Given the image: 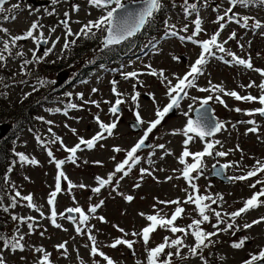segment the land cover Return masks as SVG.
<instances>
[{"label": "rangeland", "instance_id": "1", "mask_svg": "<svg viewBox=\"0 0 264 264\" xmlns=\"http://www.w3.org/2000/svg\"><path fill=\"white\" fill-rule=\"evenodd\" d=\"M22 1L26 2L27 0L14 1V4L20 5L19 10L16 11V18L0 26L8 30L7 34L0 32L2 40L3 38L9 39L10 36L23 34L33 22L38 21L43 26L38 32L43 31L49 41L42 53L39 52V49L37 50L38 56H42L46 49L51 48L52 41L57 40V38H59V41L53 51L42 62L29 64L26 70H22L21 66L25 60L32 58L30 49L36 48L31 39L19 41L17 47L12 49L14 53L12 56H9L7 52L4 53L7 59L6 62L0 63V75L5 79V82H0V104L2 105L0 110L5 113L6 110L10 109L11 111L8 112V115L13 112L20 113L17 110L19 107H22L26 102H32V100H26L32 92L37 91L39 92L38 95H41L40 91L46 90L55 81V75L58 71L53 70L60 62V56L66 50L61 45L65 42V38L69 39V36L66 37V30L62 21L67 20L68 27L72 33H75L80 23L94 21L98 16V10H93L84 3L78 4L80 3L79 0H57L56 4L49 1L51 5L41 8L22 5ZM196 1L189 0V3H195ZM164 2L166 5H163L162 8L164 14L160 19L161 30L171 29L166 27L167 22L169 26L175 25L172 31H177L179 35H191L195 27L193 21L197 14L194 12L185 17L184 0H164ZM74 5H77L78 10L72 11V6ZM202 5L207 6L206 8L203 6L199 11L203 31L196 37V39L201 41L209 39L218 30L219 25L214 23V21H216L218 15L223 14L224 10L228 8V3L225 0H203ZM217 7L219 10L214 11ZM65 13L68 14L67 17ZM234 13L264 22V10L262 8L244 9L238 6ZM252 22L250 20L249 24H252ZM220 23H224L225 28L221 32L218 42L227 41L224 44L226 50L235 53L242 59H250L253 68L247 69L242 65H233L234 62H231V57L217 51L216 53L219 56L209 57L207 64L204 66L203 74L197 77V86L209 87V81H211L212 84L221 85L227 91H236L241 96L252 95L257 97L261 94V90L258 87L249 88L246 86L250 82H255L256 85H259L264 80L260 72L256 73L258 68H264V38L261 35H257L264 32L260 31L255 34L233 26L232 32H235L236 38L229 40L228 37L231 34V30L228 29L226 20ZM185 24L189 25L188 31L186 33L180 32V29ZM53 28L55 31L50 32V29ZM38 32L36 33L37 35ZM99 34L101 33L97 32L95 38H86L88 41L87 47H91V49L99 47ZM162 34L163 32L152 36V40L156 44L153 45L152 51L149 50L145 56L142 57L141 54L135 55L131 52V57L122 60L118 65H114L121 67L126 72L144 70V75L138 74L131 81L126 80L124 77L116 80L119 93L126 99L120 106L123 109L121 111L122 117L112 135L108 136L105 134V138L98 141L95 149L91 152H84L83 147H81V150L76 153L75 163L65 162L62 165L60 171L64 172L67 180L61 178L62 190L55 198V209L58 213L56 222L61 227L53 226L48 218L51 214V206L47 201L50 193L55 190L56 183L53 173L55 170L58 172L55 163L48 156V151H51L53 157L57 160L66 161L71 154L66 152L63 146L67 148L74 147L81 138H90L99 129L95 124L96 122L93 121L94 117L98 116L104 122L112 119L106 113V108L112 100L108 89L110 87L109 76L100 70L91 71L93 68L89 67L87 83L73 81L62 89L67 95L60 97L61 100L64 101L68 97L72 98L71 103L77 105L76 108L63 107V105L58 104L59 109L68 111L67 115L63 117L59 114L52 116L43 107H36L32 112L34 120L32 127L30 129L23 128L10 138V166L6 174V181L2 183L4 194L0 197V207L8 209L6 211L7 223L10 222V225H14L12 223L15 222L11 220L12 216H16L21 212L23 216L34 218V222L31 221L34 224V228L31 234H29L26 224H22V229H19L21 234L25 236L22 241L24 251L11 252L4 250L0 252L6 264H38L45 253L49 254L50 264H93L94 260L99 261L100 264H106L102 258H93L90 255L91 242L88 241L87 234L78 235L75 231L76 225L59 215L61 213L66 214V209L70 207H80L85 211V214L89 216V220L87 225L82 227L92 228L91 234L95 236L99 249L112 260L117 261L118 264H146V248H152L154 244L162 240V236L168 234L166 231L155 234L152 237V243H148L147 246H143L139 242V236L131 235L133 232L139 233V228L146 223L145 218L147 215L155 212L164 216L168 213L172 215L177 207L174 204H160L158 201L178 199L182 202L180 206L185 208V212L181 218L176 220L179 227L186 228L194 219L200 218L193 204L183 203L187 195L185 189H188V192H191V189L188 188L187 182L181 176V168L183 166L178 162V158L184 150L183 142L185 139L182 134H179V130L185 127L189 116L198 106V103H194L191 99H183L174 115L165 117L161 125L149 135L148 147L139 155V163L134 169L132 167L131 172L127 176L122 177V173H116L112 184L104 186L99 193L92 191V188L99 186L96 182V177L107 179L108 175L114 172L117 163L126 159L127 150L132 147L141 134H144L145 128L147 129L148 127V122L155 117L156 108L162 109L169 102L166 95V82L162 83L159 76H152L148 73L152 70L157 71V73L163 70L167 79L172 84H175L177 82L176 78L183 77L201 53V48L191 41H182L178 38H169L168 36L161 38ZM73 38L74 35L70 36V41ZM131 44L134 46L136 43L133 41ZM69 48H71V44H69L67 49ZM17 51H23L25 55L23 57L16 56L15 53ZM81 52L84 56L78 61L67 52H65L63 57L66 60L63 69L71 71V78L78 76L80 71L84 69L82 66L86 63V52ZM105 55L107 54L101 53L100 56ZM90 57L93 59L94 55H90ZM174 57H179V61L174 59ZM223 60L228 62H223ZM26 71L29 72L31 78L26 76ZM40 80H44L47 83L40 85ZM6 82H8L7 86H5ZM133 85H135V88ZM93 89L97 91L93 92ZM137 92L139 96L133 102L132 96ZM59 94L60 90L55 89L53 96L59 97ZM80 94H82L83 99L80 98ZM188 94L189 97L195 96L198 98H203L207 95H221L227 105L225 107L224 104H220L215 100L212 102L217 120L223 122L226 126L216 137V141H220V144L216 145L215 151L228 152L226 157L215 158L216 160H221L220 163L233 164V167L227 169L228 177L244 175L255 165L257 160L264 161V121L256 115L248 116L245 113L234 110L236 108L242 110L247 108V111L254 110L259 106L258 102L237 101L233 97L224 96L218 92L202 93L197 88L188 89ZM89 101L98 102L99 107ZM55 105L44 104L42 106L47 108V106ZM189 105H192L191 110ZM137 111L145 123L141 125V128H134L136 132H132L129 131L128 124L135 120ZM184 113H188V115L185 116ZM240 118L242 122L238 123ZM250 119L256 121L258 134L248 131L251 124L247 125L245 121ZM6 120L7 118H3V122ZM49 121L51 123H48ZM73 130H75V133ZM174 132L177 134H173ZM37 137H39L40 143L36 140ZM57 137L59 140H57ZM204 143V141L194 138L188 148L191 152H197L198 150H203ZM160 144L165 146L164 149L156 147V145ZM117 147L121 149L120 152L113 150ZM16 154H24L29 160L35 159L38 163L32 165L27 162H21L19 156L16 157ZM212 157H206L210 158L208 160L204 158L205 168L203 174L195 180L200 195H208L213 199L222 195L223 200L218 201L217 204L206 201L212 209L222 213L236 211L243 207L244 201L253 193L264 187V185L256 188L249 186L257 180H264L262 173L257 175L259 178L252 177L253 179L250 181H235L229 184L222 183L218 179L209 178L210 164L214 163ZM95 161H100L101 164H96L94 163ZM189 162H191V158ZM237 164L239 165L238 167L236 166ZM141 169L152 172V175L144 174L142 176ZM193 175L196 174L193 173ZM132 177L133 179H131ZM168 177H172V179H167ZM69 182L74 185L72 189H68ZM81 184L85 185V187H79ZM137 184H139V187H136ZM16 191H19L21 196L31 195L36 209L24 206V200L19 197L16 198V207H12ZM129 195L134 198V201L130 204H125L124 197ZM9 196L11 197L9 198ZM101 201H103V204L97 207V211L94 214L88 212L90 206L98 205ZM41 212L44 213L43 216L40 215ZM206 214L209 215L210 221L203 223L201 228L206 232L216 231L213 228V225L217 223L216 217L211 211ZM263 214L264 206L249 210L236 219L235 224L240 227V230L236 231L235 234H233V231H226L213 236L211 239L215 243L208 248L200 250L197 256H192L184 247L181 249V256L184 258L181 259L173 255L175 259L171 264H240L241 261L249 258L250 254H257L260 247L264 244L263 223L256 224L249 229H243L242 226L258 220ZM99 217H103L106 222H101ZM224 219L231 222L226 216ZM116 226L119 229H123V233ZM219 227L224 228L225 225L220 224ZM3 232L4 235L9 233L8 230H3ZM124 233H128V235H124ZM179 236L183 237V234L179 233ZM243 237H248L249 239L242 248L234 249L231 247L234 241L238 242ZM117 238L135 240L136 243L131 250L127 247L124 248L123 245L116 248L108 247ZM172 238L170 235L169 239L171 240ZM183 238L187 245H192L193 237L190 234ZM64 242H67V252L63 249H57V245ZM85 245L88 246L86 247ZM37 248L44 249V252H36L35 249Z\"/></svg>", "mask_w": 264, "mask_h": 264}, {"label": "snow or ice", "instance_id": "2", "mask_svg": "<svg viewBox=\"0 0 264 264\" xmlns=\"http://www.w3.org/2000/svg\"><path fill=\"white\" fill-rule=\"evenodd\" d=\"M7 3V0H0V14L2 13H14L15 11L19 10L20 5L19 4H13L11 8L6 9L5 5ZM53 4L57 3V0H52ZM89 4L104 10L103 14L97 18L94 21H89L87 24H85L81 29L79 33H72L71 29L68 27L67 20L62 21L64 28L66 30V37L75 35L77 38L80 36H85L89 38H95L97 32L102 33L101 38V44L103 49H108L111 46L119 45L124 41H127L133 37H135L138 33H140L147 25H149L152 20L155 18L156 14L159 13L162 8V0H129V3L126 4L125 0H89ZM229 7L224 10L222 15H218L216 21L214 23H217L219 25L218 30L215 31L209 39L206 40H198L196 37L199 36V34L203 31L202 28V21L199 18L198 10H197V4L195 3H189V0H184V14L185 17L189 16L191 13H197L196 18L194 19L193 23L195 25L194 30L191 35L184 36L179 35L177 31H169L167 34L171 36H179L180 40H188L191 41L194 44H197L201 48V53L199 57L195 60V62L190 66V70L183 76V77H177V82L175 84H172L170 80L167 79L165 76L163 70H160L159 73L157 71L152 70L148 74L152 76H159L161 78V82H166L167 87V97H168V103L166 106H164L162 109L157 107L155 111V119L153 121L148 122V127L146 130H144L143 136L139 139V141L126 153V159H124L122 162L117 163L114 172L110 173L107 177V179H103L100 177H96V182L99 185L98 187L92 188V191L94 193H99L101 189L106 186L112 184L113 177L116 173H122L123 176H127L131 168L136 164L139 163V157L137 156V153L140 149L144 148L146 146V141L149 138V135L159 126L161 125L163 119L173 111V109H177L180 107L181 101L183 99H191L194 103H199V108L196 109L197 113V119H188L185 127L182 130H179V134H182L184 139V150L182 151L181 156L178 158V162L180 165L183 166L181 176L182 178L187 182L188 188L191 189V192H188V189H185L187 195L186 199L183 201L184 204H193L195 206V210L198 213L199 219H194L191 224H189L186 228L185 227H179L176 226L175 222L178 218L182 217V214L185 212V208L181 207V201L180 200H173V201H158L160 204L169 205L174 204L177 205L174 212L170 216V218H165L163 216H160L159 213L154 215H147L146 220L150 222V224L146 227H144L141 232H133L131 233L132 236H140L142 237L143 243L145 245L148 244L150 234L154 232L157 227L166 228L171 231V233H182L183 237H187L189 234L194 239V244L189 246L185 243V240L183 237H177L175 239H169L168 237H165L164 242L159 244L157 247L148 249L147 250V264H171V257L173 255L177 256L178 258L183 259L184 257L181 256V249L184 247L188 248V252L192 256L199 255L200 250L204 248H208L210 245L215 243L211 238L213 236L218 235L220 232H226V231H233V234H235L236 231L240 230V227L235 224V221L237 218L241 217L242 214L247 213L251 209H255L262 204H264V201L260 199V197H264V187H261L260 190L256 193H254L250 198H248L246 201H244L243 207L240 209L233 211L231 213H222L221 211H216L215 209H212L210 204L206 203V201H211L212 204H217L218 201H222L223 197L218 196L217 198L213 199L211 196L208 195H200L199 194V188L197 184L195 183V180H197L204 171L205 164H204V158L205 157H226L228 155V152L225 151H215L216 145L220 144V141L215 142H209L207 140L208 137H212L215 134L221 132L225 129V124L223 122H220L219 120L215 119L214 116L210 115L208 105L210 101L215 99L218 103L224 104L225 107L227 105L225 104V101L222 99L221 95H208L203 98H198L195 96L189 97L188 89L197 88L199 92L202 93H222L224 96H230L233 97L237 101H246V102H258L261 107L255 110H242L240 108L234 109L236 112H242L245 111V114L248 116H253L255 114H259L260 116L264 117V81H262L259 85H256L255 82H250L246 87H258L261 90V95L259 97H254L252 95H245L241 96L236 91H227L223 88L221 85H215L212 84L211 81H209V87H198L196 84V79L199 75L203 74L204 66L207 64L209 57H215L216 51L220 53H224L225 55L231 57V62H234L235 65H242L247 69H252L253 65L249 60L242 59L238 57L235 53L229 52L224 47V44L227 43V41H224L223 43L218 42V38L221 34V32L225 28L224 23H220L221 21H225L227 18L228 23H238L244 28L251 27L253 30L255 29H264V24H262L261 21L255 20L254 18H251L249 16H240L237 13H234L233 10L237 6H240L242 8H248L252 6H261L264 7V0H228ZM134 5V6H132ZM78 10V9H77ZM218 7L214 9V11H218ZM52 14V13H49ZM67 13H65V16L67 17ZM16 17L15 15H8L5 16L4 19H12L14 20ZM252 20V24H249V21ZM42 25L39 24V22H33L30 27L27 29L26 32L20 35L16 36H10L9 39H3L0 40V45H2V48H0V63L6 62L7 57H5L4 53L7 52L9 56L13 55L12 49L16 48L19 41L29 40L31 39L33 43L36 45L35 49H30L32 53V58L30 60H25L24 64L21 66L22 70L26 65L33 64V63H40L42 62L55 48L56 43L59 41V38L57 40L52 41L51 48H48L44 51L42 56L37 55V50L39 49V46L41 44H47L48 38L45 37V34L43 31H39L42 29ZM166 27L169 28H175V25H167ZM189 25L185 24L182 29H180V32H187ZM55 29H50V32H54ZM0 32H4L7 34L8 30L6 28L0 27ZM38 32V35L36 34ZM236 34L235 32L230 34L229 39H235ZM70 43H75V41H68L65 38V43L63 48L67 49L69 47ZM241 47H243L241 45ZM16 56L23 57L25 53L23 51H17L15 53ZM223 59V57H220ZM177 61H179V57H174ZM228 62V61H226ZM150 67V66H148ZM260 72V75L264 77V70H256ZM138 76V73L133 71L124 74V78H136ZM47 83L44 80H40L39 84L44 85ZM54 83V82H53ZM116 81H112V93L118 97L115 101V104L109 109L110 113L113 115H116L120 108L119 106L123 103V100L119 99V97L122 95L117 91L116 88ZM135 88V85H133ZM97 91L96 89H93V92ZM139 96V93L137 92L135 95L132 96L133 102L137 100ZM80 98L83 99L82 94H80ZM154 99V97H153ZM90 103L95 104L97 107H99L98 102L96 101H89ZM107 103V102H106ZM69 108H76L77 105L70 104L68 105ZM189 109H192V105H189ZM58 111V110H57ZM67 113H65L66 115ZM185 116L188 115V113H184ZM96 123L99 126L100 131L93 136L91 139H83L81 138L79 140V143L76 144L74 147L67 148L66 146H63L62 141L61 144L64 147V150L66 152H69L71 155L68 156V160L72 163H75V156L76 153L81 150V145H85L87 149H92L96 143L102 139L105 138V134L108 136H111L113 133V129L116 128L117 124L116 122H112L111 124H105L104 122L100 121L99 117L96 118ZM135 120L137 125H143L145 121L142 119L140 113L137 111L135 113ZM48 123H51L50 121ZM246 123L251 125H256L255 120H248ZM51 131V129H49ZM257 127L249 128V132H257ZM75 133V130H73ZM177 134V133H173ZM194 138H199L200 141H204L203 150L197 151V152H191L188 148V145L194 140ZM39 142V137H37ZM57 140L59 138L57 137ZM156 147L160 149H164V145H156ZM115 152H120V148H114ZM170 154V153H169ZM19 160L21 162H27L32 165H36L38 162L35 159L29 160L28 157H26L24 154H18ZM48 156L50 158H53V162L55 163V166L58 170V174L55 178V190L52 191L49 195L47 203L51 206V214L48 217L53 224V226L59 228L61 227L60 224H58L57 216L58 213L55 209V198L56 196L61 192V178L67 180V177L65 176L63 171H60L62 165L65 163L64 160H55L53 157V153L51 151H48ZM191 158V163L187 162V158ZM115 159V157H113ZM96 164H101L100 161H95ZM239 166L238 164L236 165ZM230 167H233V164L230 163H224L219 164V167H217V164L212 165V170L215 175L219 176L221 173L224 172V170L229 169ZM127 169V170H126ZM195 173L196 175H193ZM264 173V161L257 160L255 165L248 170L244 175L239 176H229L227 179L229 182H235V181H245L252 177H256L258 174ZM144 174L152 175V172L141 169V175ZM121 177V178H122ZM167 179H172V177H168ZM118 183V182H117ZM257 184L264 185V180H257L255 183L249 185L251 188H256ZM74 187V185L69 182V189ZM79 187L84 188L85 185L81 184ZM136 187H139V184L136 185ZM115 190V189H114ZM19 197L20 199L27 201V207L31 209H36V205L33 203V197L31 195L27 196H21V193L19 191L15 192V196L13 197L12 207H16V198ZM126 201L131 202L133 200L132 196H125L124 197ZM103 204V201L100 202L98 205L90 206L88 209V212L95 213L97 211V207L101 206ZM5 211H8L7 208L4 209ZM208 211H211L213 215L216 217L217 223L213 225V228L216 229V231L213 232H206L201 228V225L205 222L210 221V217L208 214H206ZM73 214H78V221L74 219ZM41 216L44 215L43 212L40 213ZM62 218H66L69 221L73 222L76 227L75 231L78 235L81 234H87L88 241L91 242L90 247V255L95 257H100L106 264H115V262L108 257L103 251H101L97 245V241L94 235L91 234L92 228L91 227H82L87 225V222L89 220V216L85 214V211L82 210L80 207H70L66 209V214L61 213L59 214ZM142 216H144L143 213H141ZM228 217V220L231 222H228L224 219V217ZM12 219L14 221H18V227L16 230V234L5 237L0 236V241L3 243V247L0 248V252L4 250H8L11 252L16 251H24V244L22 241L24 240V235H21L19 233V225L27 223L29 234L33 231L34 224L31 222L34 220L33 217H18L13 215ZM101 222L104 221L103 217H99ZM264 222V217L259 218L258 220L253 221L252 223H246L242 227L243 229H249L252 228L254 225ZM220 224H224V228H220ZM118 228V226H116ZM120 232L123 233V229H119ZM43 235V233H42ZM124 235H128V233H124ZM248 237L241 238L238 242L234 241L231 244V247L234 249H240L242 248L246 241L248 240ZM66 243L64 242L62 244L57 245V249H63L65 252H67ZM136 243L135 240H127L124 238H117L112 242L108 247L116 248L117 246L123 245L126 246L128 249H133L134 244ZM86 247L88 245H85ZM165 248H174L176 251L175 253L169 252L166 254V258L161 260L160 257L162 254H165ZM36 252H44V249L37 248L35 249ZM259 261H264V249H261L258 254H250V258L246 261H244V264H257ZM0 264H6L4 258L2 255H0ZM38 264H50L49 260V254L45 253L43 257L39 260ZM93 264H100L99 261L94 260Z\"/></svg>", "mask_w": 264, "mask_h": 264}, {"label": "trees", "instance_id": "3", "mask_svg": "<svg viewBox=\"0 0 264 264\" xmlns=\"http://www.w3.org/2000/svg\"><path fill=\"white\" fill-rule=\"evenodd\" d=\"M8 83V82H7ZM40 101L43 100V96L40 97ZM35 101L36 99H32V103L30 105H23L22 107H19L17 110L21 113H11L8 115V112L11 110H6V112H1L0 110V122H3V118H7V120L11 121L13 124V132L9 134L8 138L6 140H3L0 142V197H2V194H4V191H2V183L4 182L5 173L8 168V150H9V143L8 141L12 136H14L18 130L22 127H26L31 124L32 119L30 118V111L33 107H35ZM23 104V103H22ZM0 106H2L0 104ZM5 216H4V210L2 207H0V236H5L3 233V229L6 228L5 223Z\"/></svg>", "mask_w": 264, "mask_h": 264}, {"label": "water", "instance_id": "4", "mask_svg": "<svg viewBox=\"0 0 264 264\" xmlns=\"http://www.w3.org/2000/svg\"><path fill=\"white\" fill-rule=\"evenodd\" d=\"M58 78H59V76H58ZM8 129H9V126L7 124H3L0 126V140L6 135Z\"/></svg>", "mask_w": 264, "mask_h": 264}]
</instances>
